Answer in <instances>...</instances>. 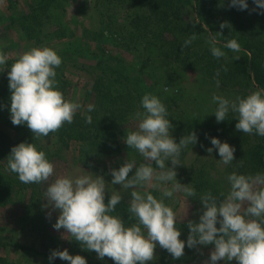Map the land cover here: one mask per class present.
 I'll return each mask as SVG.
<instances>
[{"label":"clouds","instance_id":"obj_1","mask_svg":"<svg viewBox=\"0 0 264 264\" xmlns=\"http://www.w3.org/2000/svg\"><path fill=\"white\" fill-rule=\"evenodd\" d=\"M252 3L255 7L250 14L259 10L258 14L264 15V0H252ZM228 7L249 9L247 0H229ZM224 28L231 29V24L222 22L220 29ZM219 36L222 31H209L207 37L210 52L218 60L226 57V52L217 46ZM196 39V33L187 38L181 51ZM223 48L236 53L241 51L236 39L228 40ZM8 59L9 56L0 50V72L7 68ZM61 64L62 58L53 48L32 47L15 60L7 73L11 122L14 126L27 125L34 138L48 137L66 123H73L82 107L59 90L56 69ZM219 75L220 69L216 72V76ZM216 84L219 87V79ZM140 103L143 111L137 110L134 114L139 121L136 130L129 131L123 142L142 157V162L138 164L135 159H126L118 169L111 168V184L106 183L103 176L91 172L63 175L52 180L44 193L47 204L42 207L50 209L48 218L59 210L53 228L64 229L63 238L76 240L83 249L95 251L98 259L108 257L114 264L155 261L157 244L173 260L184 256L186 246L203 255L198 246L213 245L203 264H218L219 261L227 264L233 260L237 264H264V172L254 175L232 172L226 177L230 185L227 195L215 196L211 191L200 194L198 199L202 208L196 210L202 213L199 222L188 220L187 240L180 239L176 213L165 203V198H172L175 193H183L187 199L197 198V191L191 184L177 180L176 169L181 165L182 150L196 145L198 136L193 131L177 143L171 134L174 126L164 103L150 93L144 94ZM212 103L216 105L217 123L225 121L231 112L236 115L237 131L264 137V88L234 99L214 94ZM94 110L95 105H87L88 113ZM85 122L91 124L92 116L87 115ZM206 138L212 145L206 148L209 156L216 149L220 163L228 166L234 161V146L216 137L206 135ZM200 146L204 147L203 144ZM169 161L171 167L167 166ZM7 168L24 184L47 183L55 171V165L47 159L46 153L38 150L34 143L26 142L11 148ZM130 173L133 174L130 176ZM117 184L127 193L130 191L127 211L136 221L131 226H126L119 215L112 214L124 196L121 191L109 190V185ZM142 188L160 192L159 198L152 191L138 190ZM108 192L110 196L105 202ZM57 257L70 264H87L83 256L70 255L67 249L52 250L48 259L52 261Z\"/></svg>","mask_w":264,"mask_h":264},{"label":"trees","instance_id":"obj_2","mask_svg":"<svg viewBox=\"0 0 264 264\" xmlns=\"http://www.w3.org/2000/svg\"><path fill=\"white\" fill-rule=\"evenodd\" d=\"M7 1L14 3L15 0ZM57 1L38 0L34 8L26 13L13 15L10 22L19 24L27 37L37 33L36 37L39 38L47 19L51 15L57 18L59 13L65 10V6ZM104 1L107 13L102 18L100 11L96 10L100 17L98 23L93 25L94 29L89 31L90 34L86 29L83 30L85 38L90 39L89 47L92 51L99 52L103 58L95 63H75V66L90 75L91 84L85 87L84 99L87 105H95V110L88 113L86 105L81 113H77L73 123H66L58 132L49 134L59 138L57 150L67 148L70 141H78L79 158L85 165L91 157L105 158L116 155L121 147L113 123L128 110L134 114L137 110L143 111L141 99L144 94L150 93L156 95L166 106L170 122L174 126L171 134L177 143L182 136L195 131L200 151L208 154L206 148L212 145L206 135L226 139L236 149L235 159L228 165L230 173L254 175L264 172V137L237 131L236 115L231 112L225 121L217 123L214 115L216 105L212 103L213 94L210 90H204V84L215 87L217 79L221 84L229 86L228 98H231L232 91L235 96L237 95L236 88L242 91L247 89L242 97L248 95L250 89L254 91L264 88V15L258 14L259 10L250 14V10L255 7L252 0H247L248 10L229 8V1L225 0ZM119 6H127L129 11L125 20L117 23L109 13L115 12L112 7ZM225 21L231 24V29H220V24ZM63 28L64 31L60 30ZM65 30L70 29L59 27L56 34L63 35ZM209 31L213 33L222 31L217 46L226 52V57L218 60L212 56L207 43ZM194 33L197 34V39L181 51L183 42ZM230 39H236L240 44L239 53L223 48V44ZM126 49L136 52L132 55V60L137 58L142 68L135 70L127 66L129 62L122 54ZM143 54H147V58L144 59ZM66 62L62 59V64ZM13 63V59H8L6 67L10 69ZM162 65H168L173 70L172 75H165L163 72L157 80L156 70L162 68ZM224 67L227 68L226 72L223 71ZM218 69L219 77L216 76ZM187 82L190 84L185 86ZM58 87L63 91L64 81H58ZM6 90V85L0 86V124L16 129L21 134L15 138L0 128V160L6 165L5 172L2 173L0 170V206L4 204L1 199L5 190V195L8 193L10 197L9 201H12L13 193L14 196L15 194L27 196V185L21 183L17 174L7 168L11 148L21 142L35 144L33 137L25 134L28 130L27 125L12 124L9 111L11 102L10 98L5 97ZM187 97L193 100V110L178 109L177 104ZM173 106L175 108L171 111L170 108ZM87 115L92 116L91 124L85 122ZM201 144L204 147H201ZM4 167L0 165V168ZM149 191L155 196L158 195V191ZM32 194L28 196V203L33 204L34 214L37 209L34 198L36 194L34 191ZM108 196L110 194H106L105 202ZM128 207V201L122 199L112 214L119 215L126 226H131L136 221L128 213ZM176 227L181 231L180 239L187 240L190 230L186 224L176 222ZM71 241L74 253L87 258V264H114L112 259L108 257L98 259L95 251L83 249L74 239ZM7 244V241L0 237V247H6ZM157 250L155 264H168L169 253L161 248ZM190 250L186 246L184 255ZM0 262H3L1 257ZM51 262L56 264L53 260ZM151 262L148 264H153Z\"/></svg>","mask_w":264,"mask_h":264},{"label":"rangeland","instance_id":"obj_3","mask_svg":"<svg viewBox=\"0 0 264 264\" xmlns=\"http://www.w3.org/2000/svg\"><path fill=\"white\" fill-rule=\"evenodd\" d=\"M228 1L229 0H225V2ZM12 3L7 0H0V14H2V16H0V50L7 54L9 59H13L14 62L20 55L30 50L32 47L47 46L56 50L58 55L67 61L56 69V79L60 82L64 81L65 89L63 91L61 90L64 96L82 105L81 109L78 111L81 113L87 105L84 99L85 87L91 84V81L90 75H88L85 70L75 66V63H95L100 60V58H103L99 52H94L92 48L89 47L90 39L89 37L85 38L83 30L86 29L89 33V31L94 29L93 25L100 19L98 13L95 12L96 10L100 11L102 18L104 14L107 13V6L104 4L105 1L58 0L57 3L65 6V10L59 13V17L56 18L51 15L47 19L46 26L42 29L39 38L36 37L37 33L27 37L19 24L10 22V18H13V15L26 13L31 10V8H34L38 0H15L13 5ZM8 4L12 6H8ZM111 9L115 12L112 14L109 13V15L116 20L117 23L124 21L129 11L127 6L112 7ZM59 27H68L70 30H65L63 35L56 34V30ZM60 30L64 31V28ZM4 45H6V47ZM135 53L136 52L126 49L122 54L125 55L128 60L127 62H129L127 66H129L130 69L138 70L143 66H141V63L139 64L137 58L136 60H132V55H135ZM71 58H73V60H71ZM143 58H147V54H143ZM145 63L146 61L143 62V65H145ZM159 65L160 63L158 66ZM161 67L162 68L156 70L157 80L163 72L165 75H172L171 72L173 70L170 69L168 65H162ZM9 70L10 69L6 68L3 72H0V86L6 85L7 90L5 97L7 98L11 97L7 76ZM4 80H6V82ZM3 81L5 83H3ZM189 84L190 82H187L185 86ZM204 87L205 91L210 90V93L213 95L215 94L228 98V85L220 83L219 87L217 84L215 87H209L207 84H204ZM188 89H190V87ZM195 89L196 91L198 90L197 88ZM164 90H166V88ZM235 91L237 93L236 96L242 97L243 93L247 92V89L242 91L236 88ZM248 91L252 92L253 90L250 89ZM232 92L233 93L230 95L231 98L228 99H234L236 97L234 91ZM192 101L193 100H189L187 97L179 102L177 107L180 110H193ZM174 108L175 106L171 107L170 110L173 111ZM138 123L139 121L134 118V113H131L129 110L126 111L118 121L113 123V128L118 133L117 138L121 147L119 152L114 156H106L105 158L91 157L88 159L87 165L83 164L79 158L78 141H70L68 147L60 151L57 150L59 138L55 137V135L34 138V134L31 130L29 128L26 130L25 134L33 137L37 149L43 150L46 153L47 159L55 165V171L53 177L47 183L26 184L27 196H24V194H15L14 196L13 193L12 201H9L10 197L8 193L5 195V190V196L3 195L1 199L4 201V204L0 206V237L2 240L7 241L8 244L6 247H0V257L3 261L0 262V264H52L48 257L52 250L57 249L60 251L67 249L70 255H79L74 253L72 241L63 238L64 229L57 231L53 228V224H55L58 218L59 210L52 212L51 217L48 218L47 213L50 209L42 207L44 204H47L44 193L48 183H51L52 180L59 176L87 174V172H91L94 175L103 176L106 183L111 184V168L118 169L126 159H135L138 164L142 162V157L135 150L128 148L123 142V138L129 131L136 130ZM0 128L7 131V133L15 138H18L21 134L16 129L9 128L4 124H0ZM220 140L221 142L229 143L226 139L220 138ZM200 150L197 144L194 146L189 145L188 148L183 149L180 156L181 165L176 169L177 180L182 184H191L197 191V198L189 197L187 199L183 193H175L172 198H165V203L172 206L176 213V222L186 224V226L188 220L199 222V215L202 213L196 210L202 208L201 202L198 199L200 194L211 191L215 196H219L221 193L227 195L230 189L226 177L231 173L228 171V166L219 162L220 156L218 150L214 149L211 156H209V153L205 154ZM55 151L59 152L57 153ZM0 165L5 166L4 168H0L2 173L5 172L6 165L3 160H0ZM153 166H155V164ZM167 166L171 167L170 161L167 162ZM191 171L194 172L191 173ZM132 174L133 173H130L129 175L131 176ZM109 190L121 191L124 195V200L129 201L131 199L130 191L127 193L122 190L121 186L118 184L109 185ZM138 190L143 192L151 189L142 188ZM32 191L36 194L34 198L36 199L35 203L37 209L34 214L33 204L31 205L28 203V196L30 194L33 195ZM107 194H110V192ZM159 196L160 192H158L157 197L159 198ZM221 199L223 198L221 197ZM193 213L196 214L193 215ZM183 240L186 241V238H183ZM198 247L202 250L203 255L199 254L195 249H191L190 252L181 259L173 260L169 254L168 264H203V261L209 258V253L214 246ZM159 248L157 244L155 250L156 255L158 252L157 249ZM45 250L48 252H45ZM85 259L88 261L87 258ZM53 261L56 264H70V262L61 260L58 257ZM155 262L156 260L151 263L155 264ZM218 264H225V262L219 261ZM227 264H237V262L233 260L227 262Z\"/></svg>","mask_w":264,"mask_h":264}]
</instances>
